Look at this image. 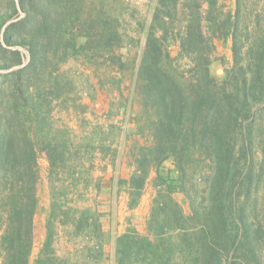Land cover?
Returning <instances> with one entry per match:
<instances>
[{
    "label": "trees",
    "instance_id": "obj_1",
    "mask_svg": "<svg viewBox=\"0 0 264 264\" xmlns=\"http://www.w3.org/2000/svg\"><path fill=\"white\" fill-rule=\"evenodd\" d=\"M85 1L20 0L26 16L5 34L6 45L23 47L31 60L0 74V264H31L43 154L51 206L35 263H69L54 248L59 226L70 239L103 237L99 217L73 206L83 198L80 186L89 187L84 160L95 146L75 143L67 128L51 123L55 102L87 109L70 97L75 82L61 69L71 59L94 46L96 58L126 68L116 54L125 45L117 19L105 0L96 14L85 11ZM224 1L156 0L135 81L154 145L138 158L139 174L120 184L133 189L134 207L154 167L157 195L147 233L129 230L116 240V264H264L254 142L264 107V0H236L230 11ZM0 7L1 34L18 11L15 0H0ZM217 39L232 44L233 63L222 77L213 72ZM171 40L180 44L176 58ZM22 61L0 41V70ZM168 160L174 170L165 174ZM176 194L184 195L188 213Z\"/></svg>",
    "mask_w": 264,
    "mask_h": 264
},
{
    "label": "rangeland",
    "instance_id": "obj_2",
    "mask_svg": "<svg viewBox=\"0 0 264 264\" xmlns=\"http://www.w3.org/2000/svg\"><path fill=\"white\" fill-rule=\"evenodd\" d=\"M85 2V11L87 13L93 12V14H96V8L99 9L98 7L101 0H86ZM155 6L156 0H105L106 11L117 19L119 24L118 29L121 34L124 35L125 45L123 48L117 49L116 54L123 58V62L126 66L125 69L120 70L115 64H110L98 56L96 58L97 51L94 49V46L87 50L85 55L80 59H71L62 66V71L67 72L68 77L75 82L76 90L71 93L70 97L77 99L78 105L86 106L87 109L85 112H87L91 105H97L98 109L106 111L102 114L100 113L101 115H98L97 118L94 117L89 125L88 121H85L83 118L84 113L72 108L70 105L72 102L69 100L67 101L69 103H67V108H61L59 103L55 102V110L51 118V123H53L56 129L63 130L67 128L71 133V139L75 141V143H82V141L85 142L86 140L90 141L91 144L96 147L97 142L101 144L106 134H108L107 138L115 140V127L111 130L108 128L107 131H104V129L99 126V118L104 119V116H108L112 109L115 110V91H123L125 95L128 96V99H132V105L137 107L139 114H142L141 98L136 93L135 88L136 71L139 66L137 58L140 56L145 46L144 31L146 26L152 23ZM235 6L231 8V5L229 6L227 4L225 5V10H234ZM0 10L2 14L6 13L4 8L0 7ZM215 45L216 50L213 58L216 59V62L213 65V72L216 76L222 77L225 74V70L230 68L233 63L232 44L231 41L225 42L217 39ZM169 51L173 58L178 57L180 44L175 40H171ZM88 59H91L92 63H90L91 61L89 62ZM185 64L186 61H183V68L186 67ZM98 101L100 102L97 104ZM107 106L111 107V109H109L110 111L106 108ZM259 116L257 127L260 128L261 131L257 132L258 135L255 137L254 141L256 144L255 166L257 175L261 176L260 194L262 199L259 208V220L264 229V107L260 110ZM95 150L93 154L96 153ZM84 168L91 169V171H94V174H96L95 167L91 166L90 160H84ZM172 170H174L173 161H166L163 164V172L167 174ZM40 172L43 176H40L39 181L40 206L39 213L35 218V244L31 264H36L35 260L43 247L47 234V215L51 206V185L48 176H45V167L43 165L40 166ZM88 178L90 187L91 184L94 186L97 182L101 184L103 176L102 178L101 176H88ZM95 180L97 181L95 182ZM110 180L114 181L115 176L110 178ZM110 185L111 184H109L108 187ZM83 189V186H80L79 190L81 192L84 191ZM75 198L76 202L73 204L74 207L81 209L86 205H91L92 207L97 206V197L87 198L85 196L79 199H77V197ZM175 198L188 213L189 204L186 203L184 195L176 194ZM63 231V227L59 226L57 228L58 235L54 244L57 256L63 260H68V264H84L83 260L78 258L79 256L76 254V248L73 250V253L75 252L73 259L68 257L67 250H69V248L66 247L65 239L63 238L64 234L62 236Z\"/></svg>",
    "mask_w": 264,
    "mask_h": 264
},
{
    "label": "crops",
    "instance_id": "obj_3",
    "mask_svg": "<svg viewBox=\"0 0 264 264\" xmlns=\"http://www.w3.org/2000/svg\"><path fill=\"white\" fill-rule=\"evenodd\" d=\"M224 2L232 8L236 0ZM89 108L83 114V118L89 125L94 117L97 118L98 115L106 112L98 109L97 105H91ZM106 108L111 109L110 106ZM99 121V126L104 131L115 127V140L107 138L108 134H106L101 144L97 142L96 153L92 154V158L90 156L87 158L91 166L95 167L96 174L91 169L85 168L84 175L101 176V178L103 176V179L101 184L97 182L95 187L91 184L87 190L81 192L83 197H97V206L86 205L81 209L88 208L99 217L103 237L100 241L94 238L70 239L64 231L62 236L64 234L66 247L69 248L68 257L73 259L75 255L73 250L76 248V254L84 264H116L115 249L118 237L129 230H136L140 234L147 233V222L153 200L157 195V189L154 186L158 176L157 170L154 167L151 168L141 191V197L134 207L130 206L133 189L129 185H121L120 182L139 174L137 160L144 151L154 145V139L145 126L143 114H139L137 107L132 105V99H128L123 91H115V110L112 109L108 116L105 115L104 119L99 118ZM100 148H104L105 151L103 152ZM39 164L45 167V176H48L49 162L44 154ZM40 176H43L41 172ZM114 176L115 180L111 181L110 178ZM109 184L111 185L108 187Z\"/></svg>",
    "mask_w": 264,
    "mask_h": 264
},
{
    "label": "water",
    "instance_id": "obj_4",
    "mask_svg": "<svg viewBox=\"0 0 264 264\" xmlns=\"http://www.w3.org/2000/svg\"><path fill=\"white\" fill-rule=\"evenodd\" d=\"M15 3H16V8H17V11H18V15L16 17L8 20L4 24V26L2 27V30H1V34H0V41H1V44L5 48L21 52V54L23 55V61H22V63L20 65L14 66V67L6 69V70H0V74H11L13 72L19 71V70L25 68L29 64V62L31 60L30 53L27 50H25L23 47H21V46L8 47L6 45V43H5V34H6L7 30L9 29V27L12 26L15 23L20 22L26 16V14L24 13V11L21 8L20 0H15Z\"/></svg>",
    "mask_w": 264,
    "mask_h": 264
}]
</instances>
